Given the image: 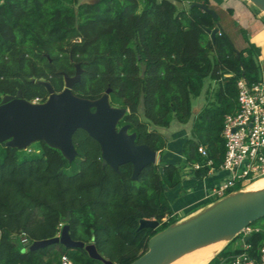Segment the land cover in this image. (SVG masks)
I'll return each instance as SVG.
<instances>
[{"label": "trees", "instance_id": "1", "mask_svg": "<svg viewBox=\"0 0 264 264\" xmlns=\"http://www.w3.org/2000/svg\"><path fill=\"white\" fill-rule=\"evenodd\" d=\"M201 5L208 7V0L186 9L173 0H0V100L20 91L27 100L44 101V82L60 91L63 73L72 75L78 63L73 94L96 99L109 90V103L125 109L117 127L128 124L136 144L160 154L133 179L132 164L117 170L104 164L99 144L83 129L72 135L77 154L71 161L43 140L26 149L0 142V264H61L63 254L71 264H103L84 248L59 243L22 251L19 233L30 241L46 239L65 223L72 239L93 243L113 264L141 255L150 236L176 222L165 190L180 183V166L161 157L166 139L158 129L191 118V96L199 95L205 78L219 82L215 100L193 116L181 153L190 167L202 165L191 167L197 178L209 173L207 159L218 169L223 118L236 108V82H257L261 73L252 45L237 50L220 30L211 38L217 18ZM142 218L159 225L137 228ZM237 237L241 241L242 234L230 243ZM263 240V231L251 232L248 248L227 245L207 264H230L243 251L257 257Z\"/></svg>", "mask_w": 264, "mask_h": 264}, {"label": "water", "instance_id": "2", "mask_svg": "<svg viewBox=\"0 0 264 264\" xmlns=\"http://www.w3.org/2000/svg\"><path fill=\"white\" fill-rule=\"evenodd\" d=\"M247 1L264 13V0ZM201 7L217 17L212 9L204 5ZM217 31V26L210 30L212 39ZM80 76L81 68L76 63L72 75L63 73L64 83L60 91H54L48 82H44L48 96L41 102L23 98L20 91L15 96L4 95L0 100V142L26 149L31 143L43 140L58 148L71 161L77 154L72 135L77 129H83L99 144L104 164L117 170L119 165L130 162L133 166L131 177L136 179L142 168L157 162V151L146 144H136V135L128 131V124L117 127L125 109L109 103V90L96 99L73 94L72 87L80 81ZM261 217H264V187L235 189L154 233L147 241L146 250L128 264H170L208 244L229 242ZM67 220L68 215L65 217ZM158 225L156 219L142 218L137 228H156ZM248 237L244 235L243 241ZM52 243L84 248L91 258L103 264H113L99 254L93 243L84 244L81 240L72 239L67 223L61 226L56 236L34 240L28 249L42 248Z\"/></svg>", "mask_w": 264, "mask_h": 264}, {"label": "built area", "instance_id": "3", "mask_svg": "<svg viewBox=\"0 0 264 264\" xmlns=\"http://www.w3.org/2000/svg\"><path fill=\"white\" fill-rule=\"evenodd\" d=\"M236 86V108L223 118L221 137L224 140V154L217 169L228 172V176L207 191L205 199L208 201L235 190L237 184L240 185L239 189L247 188L264 175V78L250 84L240 78ZM31 101L41 102L38 98ZM197 151L201 156H207L203 145H199ZM205 164L209 166V172L215 171L211 159H207ZM201 166L198 162L191 165L195 169ZM258 230L264 232V227L248 225L240 234L243 237ZM18 240L24 248L32 242L23 232L18 234ZM243 248H248L245 241ZM60 263L71 264V261L63 254ZM230 264H264V240L257 257L243 251L234 255Z\"/></svg>", "mask_w": 264, "mask_h": 264}, {"label": "crops", "instance_id": "4", "mask_svg": "<svg viewBox=\"0 0 264 264\" xmlns=\"http://www.w3.org/2000/svg\"><path fill=\"white\" fill-rule=\"evenodd\" d=\"M173 1L178 9H186L200 0ZM208 8L212 9L217 16L218 31L228 36L235 49L241 50L252 45L257 51L261 78H264V13L247 0H208ZM201 107L202 105L195 108V114ZM192 121L193 118L186 123L173 120L169 126L161 130L166 139V146L161 152V157L180 166V183L165 190L176 221L186 218L209 204L211 201L205 199L207 191L228 176V172L216 170L197 178L193 175L192 168L184 163L181 145L191 134ZM171 127L175 129L165 134L163 130L168 132ZM187 130L190 133L188 136ZM157 155H160L158 151ZM241 242L243 243L242 239L240 242L235 241L234 245H239Z\"/></svg>", "mask_w": 264, "mask_h": 264}, {"label": "rangeland", "instance_id": "5", "mask_svg": "<svg viewBox=\"0 0 264 264\" xmlns=\"http://www.w3.org/2000/svg\"><path fill=\"white\" fill-rule=\"evenodd\" d=\"M218 86H219V82L218 81H216V80H212V79H210V78H205L204 79V83H203V85H202V88H201V91H200V93H199V95H197V96H191V104H192V107H191V112H192V114H191V118H193V116L195 115V108H198V107H200L201 105H206V104H208V103H210V102H212V101H214L215 100V92H216V90H217V88H218ZM162 128L163 127H160L158 130L161 132V130H162ZM173 129H175V128H172L171 127V129H169V131L167 132V130H163L164 131V133L165 134H167V133H169V132H171ZM191 133V132H190ZM189 130H187L186 131V135L188 136L189 134ZM159 156L160 155H158L157 156V161H158V158H159ZM264 176V175H263ZM263 176H261L262 178H264ZM261 177H259L260 179H261ZM258 178V179H259ZM259 179V180H260ZM257 180V179H256ZM258 180V181H259ZM257 181V182H258ZM262 182V181H261ZM264 182V181H263ZM256 187H260V185H251L249 188H256ZM248 188V187H247ZM256 225H264V219H261L260 221H258L257 222V224ZM235 241H237V242H240V238L239 237H237V239L235 240ZM228 245V247H230V248H233L234 247V243L232 242V243H230V241L229 242H220V243H218V250H217V252H219L220 250H222L225 246H227ZM26 247H28V246H26ZM26 249V248H25ZM216 254V253H215ZM214 254V255H215ZM213 255V256H214ZM212 256V257H213ZM211 257V258H212ZM210 258V259H211ZM182 261H186V260H182ZM208 262V261H207ZM206 262V263H207ZM176 263V262H175Z\"/></svg>", "mask_w": 264, "mask_h": 264}, {"label": "bare ground", "instance_id": "6", "mask_svg": "<svg viewBox=\"0 0 264 264\" xmlns=\"http://www.w3.org/2000/svg\"><path fill=\"white\" fill-rule=\"evenodd\" d=\"M259 179L255 180L251 185H260V187L250 188V189H257L264 187V182H263L264 178L261 177V179L260 180ZM251 185H249V187ZM220 242H224V241H218L215 243L208 244L199 249H196L190 253L181 256L180 258H178L177 260L173 261L170 264H205L217 252L218 243ZM182 260H186V261H182Z\"/></svg>", "mask_w": 264, "mask_h": 264}]
</instances>
